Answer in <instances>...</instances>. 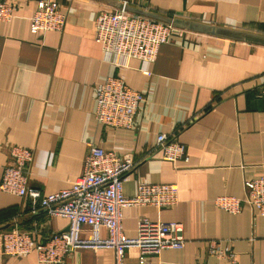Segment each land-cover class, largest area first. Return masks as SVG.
<instances>
[{"label": "crops", "instance_id": "0c3cea01", "mask_svg": "<svg viewBox=\"0 0 264 264\" xmlns=\"http://www.w3.org/2000/svg\"><path fill=\"white\" fill-rule=\"evenodd\" d=\"M14 18L0 22V180L9 147L33 151L28 186L41 194L69 186L83 172L91 145L135 161L123 194L136 184H173L174 206L125 208L122 229L136 235L141 218L179 223L185 244L150 256L151 264H264V216L242 204L238 214L214 204L244 196L245 179L264 176V45L179 28L145 62L112 56L94 41V20L115 9L95 0H56L66 15L61 32L31 33L40 0H4ZM115 1V0H114ZM138 2L137 4H139ZM139 9L192 24L264 36V0H143ZM139 92L133 129L94 119V92L106 78ZM159 134L185 146L175 163L155 153ZM67 220L31 212L28 198L0 192V235L14 227L40 241L67 228ZM8 226V228L3 229ZM101 236L106 237L104 230ZM129 249L124 264H137ZM0 264H43L32 253ZM61 264H115L108 249L76 250Z\"/></svg>", "mask_w": 264, "mask_h": 264}, {"label": "built area", "instance_id": "2783aa9c", "mask_svg": "<svg viewBox=\"0 0 264 264\" xmlns=\"http://www.w3.org/2000/svg\"><path fill=\"white\" fill-rule=\"evenodd\" d=\"M69 1V0H68ZM124 5L140 7L143 0H115ZM140 2L139 4H137ZM144 9V8H141ZM14 18V7L0 0V22ZM66 15L56 0H40L29 17L31 33L61 32ZM94 41L104 53L115 57L135 58L145 62L156 59L160 46L182 31L171 24L133 14L123 9L99 12L94 20ZM264 95V83L259 88ZM94 119L98 124L114 129H133L142 96L121 79L106 78L94 92ZM10 163L5 166L0 180V192L26 197L31 212L42 210L48 217L67 220V228L36 241L25 230L14 227L0 235L1 253L8 258L34 254L39 263L61 264L68 254L76 250L108 249L114 252V263L124 264L129 249L138 251L137 264H151L150 256H158L165 249H180L185 244L183 228L179 223H163L141 218L136 235L127 237L122 229L125 208L151 206L157 209L174 206L178 190L173 184H151L139 180L133 196L123 194V183L135 166L129 155L120 156L113 151L91 145L84 159L80 176L69 186L55 193L43 195L28 186L29 165L33 151L18 145L9 147ZM185 146L173 137L159 134L155 153L163 160L175 163L185 156ZM244 196H219L216 207L238 214L242 204L264 216V176L245 179ZM104 230L106 237L101 236Z\"/></svg>", "mask_w": 264, "mask_h": 264}, {"label": "water", "instance_id": "95a60500", "mask_svg": "<svg viewBox=\"0 0 264 264\" xmlns=\"http://www.w3.org/2000/svg\"><path fill=\"white\" fill-rule=\"evenodd\" d=\"M95 1L102 2L115 9H123L133 14L142 15L149 19H153V20L166 23V24H171L172 26L178 29L187 28L189 30H193L197 32H204V34H209L213 36H219V37H224L227 39H233V40L243 41L247 43L264 45V36H259V35L240 32V31L228 30V29H223V28H218V27H206V26L199 25V24H192L182 19H176V18L173 19V18L163 17V16L154 14L149 11H145V10L135 8L132 6H128V5H124L114 0H95ZM6 228H8V226L4 227L3 229H6Z\"/></svg>", "mask_w": 264, "mask_h": 264}]
</instances>
